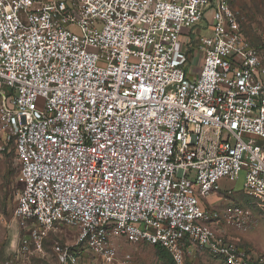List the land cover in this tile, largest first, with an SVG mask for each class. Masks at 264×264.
Listing matches in <instances>:
<instances>
[{"label": "built area", "instance_id": "1", "mask_svg": "<svg viewBox=\"0 0 264 264\" xmlns=\"http://www.w3.org/2000/svg\"><path fill=\"white\" fill-rule=\"evenodd\" d=\"M231 1L0 0L22 251L68 228L55 264H116L118 238L264 264L220 226L248 213L217 208L241 174L264 204V58Z\"/></svg>", "mask_w": 264, "mask_h": 264}, {"label": "rangeland", "instance_id": "2", "mask_svg": "<svg viewBox=\"0 0 264 264\" xmlns=\"http://www.w3.org/2000/svg\"><path fill=\"white\" fill-rule=\"evenodd\" d=\"M231 6L237 12L243 34L247 40L258 48L264 58V0H232ZM201 34H208L202 31ZM18 170L14 141L0 132V264H55L51 251L52 242H69L74 240L73 230L60 229L58 235H51L45 240L40 253L22 251L17 244L18 225L13 217L16 205V172ZM240 181L234 185L233 196L228 201L222 200L217 207L221 213L224 205H235L248 213L249 221L236 227L227 219L221 223L227 235L238 241L239 245L252 253L264 256V204L245 196L240 190ZM29 223L26 222L27 226ZM27 231L20 230L19 235ZM115 249L116 264H173L169 256L158 254L155 248L144 242L131 243L118 238L112 241ZM185 264H224L220 259L204 250L195 249L185 257Z\"/></svg>", "mask_w": 264, "mask_h": 264}, {"label": "trees", "instance_id": "3", "mask_svg": "<svg viewBox=\"0 0 264 264\" xmlns=\"http://www.w3.org/2000/svg\"><path fill=\"white\" fill-rule=\"evenodd\" d=\"M18 186L16 185L15 186V189H16V192H17V190H18ZM154 248H155V250L158 252V254H160V255H162V256H169L170 257V255L165 251V250H163V249H161V248H159V247H156V246H153ZM170 259H171V257H170ZM172 260V259H171ZM172 263H173V261H172ZM174 264V263H173Z\"/></svg>", "mask_w": 264, "mask_h": 264}]
</instances>
